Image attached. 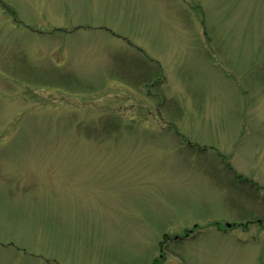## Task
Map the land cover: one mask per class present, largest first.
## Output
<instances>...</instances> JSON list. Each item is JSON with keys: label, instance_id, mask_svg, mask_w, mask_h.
Segmentation results:
<instances>
[{"label": "rangeland", "instance_id": "374dc122", "mask_svg": "<svg viewBox=\"0 0 264 264\" xmlns=\"http://www.w3.org/2000/svg\"><path fill=\"white\" fill-rule=\"evenodd\" d=\"M0 264H264V0H0Z\"/></svg>", "mask_w": 264, "mask_h": 264}]
</instances>
